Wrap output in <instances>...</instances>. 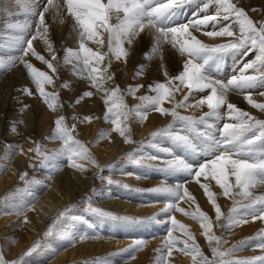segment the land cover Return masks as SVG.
Here are the masks:
<instances>
[{
	"label": "bare ground",
	"instance_id": "bare-ground-1",
	"mask_svg": "<svg viewBox=\"0 0 264 264\" xmlns=\"http://www.w3.org/2000/svg\"><path fill=\"white\" fill-rule=\"evenodd\" d=\"M247 1L249 0L244 2ZM255 1L256 4L252 2L249 4V12L246 11V13L255 22V25L259 27L261 21L264 20V0ZM26 2L27 0H21V3L18 5L16 0H10L9 8L14 13L13 16L19 18L20 15H17V13L23 15L21 16L22 19H14V17L11 19L10 16H6L8 19L4 24L7 25L3 26V23H0V40L1 38H5L7 41L10 40L15 43L17 38L21 36V28L25 24L31 27L24 31L23 34L27 38H31L29 33L32 32L31 28L35 25L36 21L34 22V20L36 19L33 20L34 17L25 12L22 5ZM33 2L39 3V10H43L44 5L48 3L47 0H33ZM104 2L106 3L107 0H104ZM162 2H167V0H162ZM206 2L208 0H197L196 3L181 9L180 16L190 10L189 7H194L193 9L197 8L196 14L198 13V15L195 16L197 19L202 18L205 14H215V5H210L207 12L200 10ZM57 5L60 7L57 8ZM0 14L2 16L4 13ZM121 15L123 14L121 13ZM184 16H181V21L182 19H187L183 18ZM192 19L194 18L190 20ZM111 22L116 23L114 18ZM173 22L177 25L181 24L176 20ZM45 24L48 30L54 29L52 40H48L45 36L38 38L37 43H33V47L45 60L50 61L54 65L56 71L50 69L47 64L38 60L35 56L29 55L31 53L24 57V59L31 63L38 71H42L48 75L51 81L57 76L60 79V83L63 81L68 86L65 90L59 91V87L55 84L46 83V91L49 94L48 98L51 100L52 94H55L56 97L55 100H52L53 107L49 108L48 104L44 102L45 98L38 95L39 89L35 90L38 88L37 85L28 83L33 80L23 64L14 68L15 70L10 71V75L6 77V80L4 81L3 79L0 83V134L4 126L12 127L11 130L14 133V137L10 142L13 143V149L19 151L16 157L9 158L13 149H0V169L3 167L7 168L3 175H1L2 177L0 176V198L6 197L4 200L8 202L9 206L26 205L24 212L19 210L12 211L11 214L13 216H7L3 210H0V239H2L1 244L4 249V257L10 261L18 259L19 255L27 251V248L38 237H42L44 229L50 227V223L59 212L71 207L70 204L73 201L80 203L82 201L81 197L85 195L91 184L94 183L96 163H93L89 159H74L73 164H79L84 169L81 170V168L71 166L67 162L66 156L69 154L67 151L68 146L55 135V122L61 116L64 117L62 126L66 127V123L69 122V128L67 127L69 131L71 124L74 123L75 129L71 131L72 137L86 142L89 150L93 152L90 154L91 157L101 163H108L118 158L124 151L126 152L127 147L131 143L134 144L136 140H142L143 138L147 141L148 136L153 132H159L161 129L168 127L173 117L170 112L173 110L179 112L176 108H182L185 114L200 118L210 111L207 104H201L200 100L206 99L211 94V89L190 91L186 85L180 84L178 80L174 79V77L183 71V64L189 57L186 53L181 54L178 45L174 47L169 42L171 36L167 40H162L157 45L153 38L154 30L145 29L131 43L126 39L121 40L119 46L123 47L126 55L117 58L115 52L109 50L108 33L101 28L98 30V36L103 40V43L100 46L97 44V48V45L94 46L96 42L89 40L85 46L93 52L103 55L104 58L99 64L94 60L91 61L86 68L83 64V59L77 61L74 57L69 56L68 51L64 52V55H61V50L59 51V48H63L64 51L67 49H72L74 52L79 51L80 43L83 42L77 36V31L80 34V29L77 27L74 17L68 12L66 5L64 6L63 0H53L49 11L45 13ZM234 24L232 19L228 21L220 19L218 23L209 22L206 27L202 26L199 30L190 27L188 31L191 37H195L206 45L215 46L234 41L239 35H237L239 30L232 27L234 32L232 37H212L206 33L219 31L225 25L234 26ZM10 25L19 27H11ZM170 25L172 26L173 24L170 23ZM191 37L185 34L181 39L190 40ZM77 39L79 45L76 43ZM2 44L7 45L5 42H2ZM49 44L51 47L54 45L57 47L49 49ZM112 47L114 49L117 47L116 41H113ZM243 53V51H234L225 55L219 63L218 70L215 62H210L208 67L210 75L213 78L215 77L214 79H219L223 78L225 74L226 79L223 80L225 82L232 75H239L244 64L255 58L243 55ZM42 54H46L47 57ZM53 55L56 57L55 60L52 59ZM2 61L8 64L7 67H10L11 64L8 61ZM224 64L225 67H223ZM1 67L3 66H0V69ZM228 68H234V70ZM93 69H95L93 74L97 77L95 86H93L90 78V72ZM245 74L254 75L255 73L249 69ZM109 77L111 78L109 79ZM157 83H164L170 90L169 97L158 106L144 99L145 97L156 96V92L152 91V88L149 86L154 87ZM61 86L60 84V88ZM24 88L29 89L31 93L30 98H23V95H26L22 91ZM32 89L34 90L33 92L31 91ZM113 90H116L117 96L122 97L124 107L117 108L115 106L120 101L114 102L111 96ZM119 90H121L120 95H118ZM85 91L91 92L92 95L82 96V93ZM259 91H264V88L229 90L225 103L219 109L220 115H228L229 109L227 105L233 104L241 111L249 113L252 117L259 116L264 118V112L253 107L246 99L250 95L255 103H264V96H261ZM193 94L198 95L197 99L192 97L194 96ZM112 107H115L116 112H114L117 113L116 118L113 119L110 117L111 112L108 111ZM158 107H164L168 110V113L161 114L157 110ZM61 109L62 113H60ZM118 109H120L121 114H119ZM18 120L22 122V126L6 124L7 122ZM114 120L118 121V125L113 123ZM206 120L207 124L214 125L212 129H209L213 130L212 132L214 133L215 130L218 131V129L222 128L224 124V121L221 119L217 120L214 116L206 117ZM226 123H237V121L228 116ZM117 126L128 129V137L131 142H126L125 137L115 130ZM172 131L188 136L186 129L184 130L180 124L173 127ZM125 135L127 136V132ZM189 139L191 140V138ZM192 142L199 144L198 139H196V142ZM71 144L70 141L69 145L71 146ZM159 144L164 146L160 147ZM151 145L155 148L159 147L161 150H166L167 146V151L171 152L170 154L178 148V146L172 147L159 139L152 142ZM38 146L46 147L47 155L53 153L58 155L52 162L45 161L44 165L42 164L43 166L38 177L40 183L29 184L28 187H25L26 189L18 192L19 190L14 187V183L21 181V176L24 174L22 166H28L33 159L32 157L36 155V147ZM178 151L179 155L176 158L183 159L186 163H189L188 161L191 160L188 157L196 159L197 164L202 160L201 163L209 159V157H205L202 154L193 156L190 149L184 150L183 147H179ZM147 153L149 156H147L146 160L153 163L154 167L166 166V162L170 161H166L158 155ZM152 157H155V159ZM176 158L172 156V160ZM206 172H208L207 176L202 175L199 178V182L194 179L193 182H189L184 186L189 195L184 200L178 202V207L180 208L187 206L186 211H188V214L190 213L191 217L188 214L184 215V212L175 210L170 214L163 213L162 209L168 203L173 202V198L165 192H158V194H162H159L158 197H148L152 200L145 207L141 205L136 206L131 202L128 203L127 199L121 200L118 197L122 194L116 193L115 196H107L108 200L103 202L108 210L132 218L137 217V214H142L148 218L156 216L157 220L141 225L127 223L115 225L113 221H100L101 219L95 218L92 214L80 213L78 209V212L72 210V212H69L70 217L61 223L63 227L52 229L53 238L45 242L40 252L37 253L39 254L38 259H34L32 263L76 264L78 261L82 262L83 259L100 257L101 259L104 258L108 263L113 264V260H116L115 257L124 252L125 249H129L130 245H133L135 241L144 239L145 244L141 246L144 250L142 251L141 247L136 250H141L142 253H140L139 260L132 263L141 264L145 261L146 254L154 247H159L160 244H163V240L168 237L167 234L164 238L160 237L159 239L149 240L152 235L160 234L163 229H166L165 231L168 232L171 230L170 239L175 241L171 246L170 254H167L166 262L163 264H201L200 257L196 256L195 253L182 250L185 248V245L189 248L198 246L200 252L207 258L213 256L211 247L215 246H218L223 251L235 249L232 254L235 253L236 257L243 258V256L238 255L242 249L240 246L244 244L242 240H247L249 237L259 239L261 231L264 230V218H260L258 221L253 220L249 223L245 221L244 216L235 219L234 214L230 215L231 207L235 203L234 197L241 192V189L235 186V177L229 174L228 183L232 187L230 188V194L225 196L223 192H217V189L221 187L217 184L211 172L208 170ZM138 174V169L134 170L132 168H124L120 172V175H123V178L128 183L129 181L139 183ZM158 174L159 177H156L159 179L151 182L154 186H159L158 188L175 187L174 184L163 183L164 181H162L161 177H169L168 173L161 172V174ZM185 174L187 173L185 172ZM144 184H142V187ZM202 185L206 186L207 191L213 194L212 200L215 201V206H218L220 209L219 218H217L216 207L208 198L205 187H202ZM258 187L260 191L258 195H264V184H260ZM196 192H198L199 198L194 197ZM104 195L106 196L105 193L101 196ZM245 200L246 198L243 197L242 201ZM245 202L250 203L249 201ZM243 205L245 206V204ZM200 212H203L208 217L207 222L211 224L209 235L220 238L218 245L215 240L211 241L210 245L205 235V230L201 227ZM169 215L175 217L177 221L175 226L171 225ZM93 220L95 222H92ZM225 221L227 229L224 230ZM13 224H16L14 230L11 229ZM94 225L97 226L94 228ZM136 228L138 230H134ZM94 230L98 231V234H94ZM7 232L9 235H5ZM96 235L100 237V241L96 240ZM261 249L254 248L249 257L263 255L264 250L261 251ZM130 253L133 252L131 251ZM111 257L113 258L110 259Z\"/></svg>",
	"mask_w": 264,
	"mask_h": 264
},
{
	"label": "snow or ice",
	"instance_id": "snow-or-ice-1",
	"mask_svg": "<svg viewBox=\"0 0 264 264\" xmlns=\"http://www.w3.org/2000/svg\"><path fill=\"white\" fill-rule=\"evenodd\" d=\"M196 2L197 0H167V2H162V0H107L105 3L104 0H64L68 12L74 17L77 26L81 30V39L83 40L84 37H87L98 44H102L103 40L98 36V30L102 28L108 33L109 50L114 51L117 58L126 55L123 47L119 46L121 40L126 39L131 43L134 38L145 29H149L150 31L154 30L153 38L157 45H159L162 40H167L169 36H171L169 42L172 43L174 47L178 45L181 54L186 53L189 57L183 64V71H181L178 76L174 77V79L178 80L180 84L186 85L190 91L211 89V94L208 95L206 99L200 100L201 104H207L210 111L205 113L199 120L182 116L174 110L170 112L174 121L184 122L188 126L189 131L192 132H197L195 127L197 124H205L209 129L214 127V125L207 124L206 117L214 116L217 120L222 119L219 109L225 103L226 95L229 90L264 88V24L257 27L248 17L244 9L238 7L235 3L231 2V0H208V2L203 4L200 10L207 12L210 5H215V14H205L202 18H194L178 26L170 25V22L179 16L181 9ZM16 3L19 5L21 0H16ZM52 3L53 0H48V4L44 6L43 10H39V3L33 2V0H27V2L22 5L25 12L36 17V31L29 39L23 33L31 26L25 24L21 28V36L15 41L20 55L8 61L9 64H15L18 61L24 65L32 80L36 83L41 96L45 98L44 102L48 104L49 108L53 107L52 100H55L56 97L55 94H52L50 100L48 98L49 94L44 92L42 85L44 83H51L52 81L48 75L42 71H38L31 63L25 60L24 57L31 52L38 60L43 61L50 69L56 71L54 65L50 61L45 60V58L36 52L33 47V40L43 38L47 35L48 28L45 24V13L49 11V5H52ZM9 4L10 0H0V13H7V15L11 17L13 14L10 11ZM56 7L59 8L60 6L57 5ZM121 13L123 15H121ZM196 15H198V13L194 14V17ZM113 18L116 23H110ZM233 18L235 23L239 26L240 33L239 37L234 42L210 46L202 43L195 37H191L188 31L190 27L199 30L202 26L206 27L209 22L218 23L220 19L228 21ZM10 26L19 27L15 25ZM232 27V25H225L220 28L219 31H210L206 34L212 37H232L234 35ZM185 34L191 37V39L182 40L181 38L184 37ZM113 41L117 43L115 49L112 47ZM49 49H51L50 44ZM251 50L256 51L255 58L244 64L239 75H232L226 82L221 79H214L210 75L208 70L210 62L214 61L218 70L219 63L229 52L243 51L244 54L247 55ZM67 51L69 56L74 57L77 61L83 59V64L86 68L91 61L94 60L99 64L104 58L103 55L98 52H93L90 48L86 47L83 42L80 43L79 51L74 52L72 49H68ZM81 54H83V56H81ZM52 59H56L55 55H53ZM0 66H3V63H0ZM249 69L253 70L255 74L246 75L245 73ZM94 72L95 69L90 72L93 86H95L97 80L96 75L93 74ZM110 78L111 77H109V79ZM149 87L152 88V91L156 92V96L144 98L149 100L151 104L158 106L169 97L170 90L164 83H157L154 87L151 85ZM22 91L25 94H31L28 88H24ZM259 94L264 96V91ZM91 95L92 93L88 91L82 93V96ZM111 96L114 102L120 101V103L115 104L117 108L124 107L122 97L116 95V90H113ZM246 99L253 107L264 112V103H255L250 95L247 96ZM105 103H107V101H105ZM227 107L229 109L230 118L237 121V123H224L223 127L218 129L219 137L212 131L198 132L197 139L199 140V144H195L188 136L174 133L171 130L172 125L161 129L159 132H153L151 135L153 137L167 136L174 140L178 147L190 149L193 156L202 154L205 157H209L205 162L197 164L196 167L186 163L183 159L176 158L166 162L167 167L163 169L164 171L174 172L182 170L186 172L189 177L195 178L197 182H199V178L202 175L207 176L208 172H206V170H208L211 172L217 184L223 189L225 196L230 194V188L232 187L228 183V176L230 174L235 177V186L241 189L238 195L250 199V203L245 205V207L252 209L251 214L254 217L261 214L260 218H264V195L253 198L252 192L249 191V189L255 187L257 184H264V120L255 119L249 113L241 111L233 104H228ZM157 110L161 114L168 113V110L164 107H158ZM108 111L111 112L112 109L109 108ZM63 121V116L56 120L55 135L68 146L67 151L69 154L66 156L68 164L76 168H81L79 164H73L76 158L89 159L95 163L88 149L84 147L80 141L73 139L67 127L62 126ZM113 123L118 125V121L116 120H114ZM115 130L118 131L121 136L125 137L126 142H131L129 137L125 135L128 131L127 128L117 126ZM70 141L76 146L75 148L69 145ZM36 150L39 151L38 148ZM42 155L44 156V160H42L43 164L44 161L52 162L58 154L53 153L47 155L42 153ZM128 155L130 158L135 159L132 154ZM152 158L155 159V157ZM109 167H111V165ZM81 170L84 169L81 168ZM26 175V173L22 174L21 179H24ZM97 175H99V173ZM109 183H111V181H109ZM202 187H205L208 198L215 206V201L212 200L213 194L207 191L206 186L202 185ZM152 191L165 192L168 196L173 198V202L168 203L166 207L162 209L163 213L170 214L174 210L180 212L185 211L183 208L178 207V202L184 200L185 197L189 195L183 184L178 183L174 188L161 187L153 189ZM257 205H259V208L256 207ZM215 207L217 218H219L220 209L218 206ZM89 211L101 217L127 224H145L157 220L156 216L145 220H138L132 217H120L110 212L92 208L91 205L89 206ZM233 211H236V209L234 208ZM67 212V208L59 212L54 218L53 225H55L56 221H59L61 217L65 216ZM199 219L201 220V227L205 230V235L210 245L213 240L217 241L218 245L220 238L209 235L211 224L207 222L208 217L203 212H200ZM169 220L172 226L177 224L174 216L169 215ZM59 227H63V224ZM51 232L52 227L50 226L44 235L47 236ZM170 237L171 230L168 232V237L165 238L163 247L157 250L160 253V260L162 262H166L167 254H170L171 246L175 243ZM260 240V247L264 248V230L261 231ZM143 243V240H137L133 245H130L129 249H125L124 251L134 252L139 249ZM34 250L35 246L29 248L19 259L11 261L7 260L3 253L0 252V264H27L24 257L30 255ZM165 250H167V252H165ZM182 250L195 253L196 256L200 257L201 264H264V256L252 257L245 261L235 262L222 259L223 257L229 256L235 249L222 252L219 250L218 246L211 247L213 253V259L211 260L200 252L198 246L189 248L185 245V248Z\"/></svg>",
	"mask_w": 264,
	"mask_h": 264
},
{
	"label": "rangeland",
	"instance_id": "rangeland-1",
	"mask_svg": "<svg viewBox=\"0 0 264 264\" xmlns=\"http://www.w3.org/2000/svg\"><path fill=\"white\" fill-rule=\"evenodd\" d=\"M244 1H246V0H240V1H238V0H231V2L235 3L238 7L243 8L245 12L246 11L249 12L248 7H249V4L251 2L254 3V4H256L255 3L256 2L255 0H249L247 2H244ZM63 2H64V0H63ZM47 4L48 3H46L45 5H47ZM65 5L66 4L64 3V6ZM49 8H50V5H49ZM66 8H67V6H66ZM193 8L192 7H189V9H190V10H188L189 12L188 11L185 12V14H184L185 16L184 15H181V16H184L183 18H187L185 20L182 19L183 22L180 20L181 19L180 14L174 20H176L178 23H181L182 24V23H187L188 21H190L191 18H195L194 17V14H196L197 8H195V9H193ZM12 14H14V13H12ZM17 15H20V17L17 18V17H14L12 15L11 16V19L13 17H14V19H22L21 16L23 14H20V13L18 14L17 13ZM6 16H7L6 13H4V14H2V16H0V23L1 24L3 23L2 24L3 26H6L7 25V24H4V22L8 19ZM34 19H36V17H34L33 20ZM233 19H232V22L235 23V21H233ZM174 20H172L170 23L173 24L172 26H178L179 24L177 25L175 22H173ZM35 21L36 20H34V22ZM110 23H115V22H111L110 21ZM262 23L264 24V20L261 21V24ZM254 24H255V22H254ZM70 27L72 28V26H70ZM233 28L236 29V30H239L238 24L236 25V23H235L234 26H233ZM31 29H32V32L29 33V36L30 37H32V35L35 34V31H36L35 30V25ZM76 31H77V29H76ZM79 31H81V30H79ZM238 34L240 35V33H237V35ZM53 35H54V29H49L48 32H47V35L45 36V38H47L48 40H52L51 38H52ZM239 35H238V37H239ZM77 36H78V38H81V36H80V34H79L78 31H77ZM236 39H234V41ZM1 40H0V63H3V67L4 68L1 67V69H3V70L0 69V71H1L0 72V83L3 81V79H4V81L6 80V77L8 75H10V71L15 70L14 68H17L18 66H21L22 65V63H20V62H16L14 65L11 64L10 67H7L8 64H5L2 60H5V62L6 61H9L11 58L16 57V56H19L20 55V51H19L18 47L16 46V44L13 41H10V40L7 41V40H5V38H1ZM89 40L90 39H88L87 37H84L82 41H83L84 44H88ZM37 41H38V38L35 39L33 41V43H37ZM234 41H232V42H234ZM2 42L7 43V45L6 44H2ZM76 43L78 44V39H77V42ZM97 44L98 43H95L94 46H96ZM98 45L100 46V44H98ZM98 45H97V48H98ZM4 46H5V48H4ZM10 47H11V49H10ZM52 47H55L56 48L57 46L54 45ZM67 50L64 51L63 48H59V51L61 52V55H64L65 54L64 52H66ZM29 53H31V52H29ZM229 53H232V52H229ZM29 55H32V54H29ZM42 55L46 56V54H42ZM243 55H245V54L243 53ZM255 55H256V51L255 50H251L249 52V54H247V56H250V57H255ZM239 61H240V59H239ZM241 65H243V64L241 63ZM12 66H13V68H12ZM223 67H225V64H224ZM228 69H230V68H228ZM230 70H234V68H231ZM225 77H226V75L224 74L223 78H219V79L225 80L226 79ZM28 80H30V79H28ZM28 83L29 84H32V85L33 84L36 85V83L33 82V81H29ZM51 83L53 85L55 84L56 86H58L59 87V91L60 90H63V89L65 90L68 87L63 81L60 83V79H58L57 76L52 80ZM60 84L62 85L61 88H60ZM42 87H43L44 92L47 93V91H46L47 90L46 83H44L42 85ZM45 87H46V89H45ZM33 88H34V86H33ZM35 90H38V88H36ZM31 91L33 92L34 90L32 89ZM35 92H37V91H35ZM259 92H261V91H259ZM120 93H121V90H119L118 95H120ZM123 94H125V93H123ZM30 95H27V94L26 95H23V98H27V97L30 98L31 97ZM38 95H41L40 94V91L38 92ZM193 95L194 96H192V97H195V98L198 97V95H195V94H193ZM194 102H197V101H194ZM176 110H178L179 111L178 113L180 115H182V116L191 117V118H194L196 120H199V118H200V117H195V116H191V115L185 114L184 111L182 110V108H176ZM114 111L116 112L115 107H112V111H111V115H110L111 119L116 118V116H117V113H115ZM118 111H119V114H121L120 109H118ZM60 113H62V109H61ZM222 116H224L225 118L222 117L221 120L224 121V123H226V118L228 116L230 117V115L229 114L228 115L223 114ZM254 118L255 119L264 120V118H261L259 116H255ZM6 124L12 125V126L13 125L22 126V122L20 120H18V121H12V122H7ZM178 124H180V126L184 130L186 129V134L188 135V137L191 138V140L192 141H195V142H196V139H197L196 137H197V133L198 132L213 131V130H209V128L205 124H197L195 126L196 129H197V132L189 131L188 126L184 122L174 121V118L172 117L171 120H170V125H173L172 128L175 127ZM68 125H69V122L66 123V127L69 128ZM74 126H75L74 123H72L71 126H70L71 136H72V132L71 131H73L75 129ZM11 129H12V127H10V126L9 127L8 126H6V127L4 126L2 128V132L0 134V149H3V148H5L7 150L13 149L14 146L12 145L13 143H11L10 140L14 137V133L12 132ZM128 135H129V132L127 131V136ZM215 135L217 137H219V131H216L215 130ZM74 138L75 137H73V139ZM14 139H16V138H14ZM157 139L164 141L166 144L171 145L172 147L173 146H177L176 142L174 140L168 138L167 136H157V137H153V136L150 135V136H148L147 141L144 138L142 140H139V139L136 140V138H134V140H136V143H134V144L131 143L130 144L131 146L129 145L127 147L126 152L124 151L118 158H115L114 160H112V161H110L108 163L107 162L106 163L105 162L104 163H101L97 159H95V163H96L97 167L95 168L96 173H95V176H94V179H93L94 180V183L91 184V186L89 187V189L86 191L85 195L83 197H81V200L82 201H80V203H75V201H73L70 204L71 207L67 208L68 209V212L65 214V216L61 217L59 221H56V224L55 225H53V221L54 220L51 222L52 224L50 223V226L52 227V229L59 227V225L62 222H65L70 217L69 212H72V210L77 211V209H78V211L80 213H83L84 212L85 214H89V215L92 214V215H94L95 218L101 219L100 221H102V220L103 221H113V222H115V225L122 224L123 222H121V221H115V220H112V219H108L106 217H101V216H99V215H97V214L89 211V206L91 205L92 208L100 209V210H103V211H106V212H110V213H112V214H114L116 216L126 217L123 214L114 213V212H112L111 210H108L105 207V205L103 204V202H105V201L108 200L107 196H115L116 193H120L122 195H120L118 198H120L121 200L127 199V202L128 203L131 202V203H133L136 206L137 205H141V206H144L145 207V206L148 205V202H150L152 200L151 198H148V197H158L159 194H160V193L158 194V192L152 191L153 189H156L159 186L158 187L157 186H154L151 183V182H154V181H156V180L159 179L158 178L159 177V174L158 173L161 174V172H165V173H168L170 175L169 177H161L162 178V181H164L163 183H166V184H174L176 186L179 183V184H183V186H186L187 183L193 182L195 178L189 177L188 174H185V172L182 171V170L174 171L173 172L174 174H173L170 171H164L163 170V169H166L167 165L166 166L154 167L153 163H151V162H149V161L146 160L148 158L147 156H149L147 152H149L150 155L151 154L152 155L154 154L156 156L158 155V156H160L161 158H163L166 161L167 160H172V156L176 158L177 155H179V153H178L179 152L178 151L179 150V147L176 148L173 151L172 154H170L171 152H169V151L161 150L159 147L155 148L153 145H151V143L154 142V141H156ZM75 140H77V138H75ZM78 141H80L84 145V147H86L88 149V152L90 154L93 153V152H91L89 150V147L87 146L86 142H84L83 140H80V139H78ZM163 146L164 145H160V147H163ZM71 147L75 148L76 146L74 144L72 146V144H71ZM37 148L39 149V151L36 150V155L32 157L33 159L28 164V166L27 167H24L25 165L22 166L23 173L24 174L26 173L27 175L25 176L24 179H21V181L14 183V187L17 190H19L18 192H21L24 189H26L25 187H28L29 184L40 183L38 177H39V174L41 172V168L44 165V164L42 165V160H44V156L42 155V153L43 154H47V151L45 149L46 147H42V146L39 147L38 146V147H36V149ZM166 150H167V146H166ZM184 150H188V149H184ZM16 154H19V151L13 149V151L10 153V157L9 158L16 157ZM128 154H132V156H134L135 159L130 158ZM185 158H187V156H185ZM188 158L191 159V160L188 161L189 162L188 164H192L193 167H196L197 166V162H196L197 160L196 159H193L191 157H188ZM201 160H202V158H201ZM110 165H111V167H109ZM98 167H99V169H98ZM124 168H128V169L129 168H132L134 170L138 169V172H139V174H138L139 175L138 176L139 180L138 181H139V183L138 182H131V181H129V183H128L123 178V175H120V172ZM6 169L7 168H4V167L0 169V176L3 175V173L6 171ZM98 173H99V175H97ZM154 173H157V174H154ZM156 176H158V177H156ZM109 181H111V183H109ZM144 183L147 184V185H145ZM142 184H144L143 187H142ZM259 185L260 184H257L255 187L249 189V191L252 192V194H253V198L259 196L258 195V193L260 192L259 191V187H258ZM125 186H127V187H125ZM217 192L218 193H222L223 192V189L222 188H219V189H217ZM104 193L106 194V196L105 195H104L105 197L104 196H101ZM160 195H162V194H160ZM99 196H101V197H99ZM194 197H197V198L200 197L199 194H198V192H196L194 194ZM5 198H0V210H3L6 213L7 216L8 215L9 216H13V214H11V213H12V211H15V210L16 211L19 210V211H23V212L26 210V205L25 204L24 205H19V206L16 205V207L9 206L8 202L6 200H4ZM242 199H243V197L240 196V195H236V197H234V202L235 203L231 207V213H230V215L231 214H234L233 216H234L235 219H239L241 216H244L245 217V221L247 223H249V222H251L253 220H256V221L260 220V214H258L257 216L254 217L251 214L252 209L246 208L243 205V204L248 205L249 203L248 202H245V201H249L250 202V199H246L245 201H242ZM256 207L259 208V205H257ZM234 208L236 209V211H233ZM183 209L185 210L184 211V215L188 214V211H186L187 206H183ZM188 216L191 217L190 213L188 214ZM188 216H186V217H188ZM137 217H135V218L138 219V220L148 219L147 216H144L142 214H137ZM0 219H1V217H0ZM226 221L224 223L225 224V226L223 228L224 230L227 229L226 228ZM92 222H95V220H93ZM133 225H136V224H133ZM137 225H141V224H137ZM15 226H16V224H13L11 226V229L14 230V227ZM96 226L97 225H94V228ZM228 229H230V228H228ZM47 230H48V228L44 229V233ZM134 230H138V229L136 228ZM165 230L166 229L161 230V233L162 234L161 233L158 234V235L157 234H154L155 236L152 235V237H150L149 240H151V239L154 240V239H157V238L159 239L160 237L161 238L162 237L163 238L166 237L167 234H168V231H165ZM13 232H15V231H13ZM52 232L49 233V235H47V236L44 235V233H43V236L42 237H38L33 242V244H31V246L29 248H32L33 246H35V250L30 255L24 257V260L27 262V264H33L32 262L34 261V259H36V258L38 259L39 254H37V253L40 252V249L45 245V242L46 241H50L53 238ZM93 233L94 234H98V231L94 230ZM156 233H158V232H156ZM5 235H9V233L7 232ZM108 239H110V238H108ZM96 240H99V241L101 240L98 235H96ZM141 240H143L144 241L143 244H145V240L144 239H141ZM163 241H165V240H163ZM240 242H238V243L240 244ZM242 242L244 244H242L241 246L239 245L240 248H242V249L240 250V253L238 255L243 256V258L236 257L235 253H233V254L231 253L229 256L223 257L222 259H226V260L233 261V262H235V261H245L247 259H250V257H249L250 256V253H251V251L254 248L255 249L262 248V247H260V243H261L260 238L257 239V238H250L249 237V239L242 240ZM1 243H2V239H0V252H2L3 255H4V249H3V246H2ZM163 244H164V242H163ZM163 244H160L159 247H154L149 253L146 254L147 257H146L145 261L142 260L144 263L142 261L141 262L143 264H163V263H165V262H162L160 260V253L157 251L158 249H161L163 247ZM29 248H27V250ZM140 249L142 251L144 250L143 247H141ZM141 250L140 251H134L133 253H130L131 251H127L125 253V251H124V252L120 253V255H118L117 257H115L116 260H113L112 263L113 264H132L133 262H136L137 260H139L140 253H142ZM219 250L223 252V250H221V249H219ZM262 250H264V248H262L261 251ZM113 251H116V250H113ZM25 252L21 253L19 255L18 259ZM165 252H166V250H165ZM259 256H264V254L263 255H259ZM256 257H258V256H256ZM112 258L113 257H111L110 259H112ZM208 259L209 260L213 259V256L211 258L208 257ZM217 259H221V258H217ZM76 264H111V263H108L107 261H105L104 258L101 259L100 257H96L95 259H91V258H89V259H83L82 262L78 261V262H76Z\"/></svg>",
	"mask_w": 264,
	"mask_h": 264
}]
</instances>
